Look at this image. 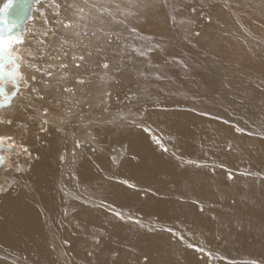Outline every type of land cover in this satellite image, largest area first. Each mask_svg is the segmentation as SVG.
Listing matches in <instances>:
<instances>
[{
  "label": "bare ground",
  "instance_id": "6f19581e",
  "mask_svg": "<svg viewBox=\"0 0 264 264\" xmlns=\"http://www.w3.org/2000/svg\"><path fill=\"white\" fill-rule=\"evenodd\" d=\"M8 3L6 21L22 13L16 33L23 43L12 51L20 58L19 87L0 78V143L11 146L0 148V264L264 260V239H256L251 221H240L227 236L215 223L264 205V185L253 179L264 176V75L251 63L236 66L221 57L215 63L224 79L218 87L231 104H221L227 121L175 105L149 110L140 124L118 113L117 94L108 99L104 81L91 87L88 71H79L81 62L67 53L87 44L98 3L0 0V9ZM206 9L204 21L213 27L223 29L229 20L240 28L264 68V36L257 31L264 34V0H217ZM123 88L130 100L132 87ZM237 174L251 175L253 186ZM241 192L256 199L237 197ZM226 237L238 256L224 248Z\"/></svg>",
  "mask_w": 264,
  "mask_h": 264
},
{
  "label": "rangeland",
  "instance_id": "374dc122",
  "mask_svg": "<svg viewBox=\"0 0 264 264\" xmlns=\"http://www.w3.org/2000/svg\"><path fill=\"white\" fill-rule=\"evenodd\" d=\"M216 1L148 0L151 5L146 2L143 6L141 0H84V8L98 3L99 8L102 7V9L100 8L101 12L98 10L95 12L98 16H89L90 26H86V31L84 30L88 36L87 44L74 45L77 47L69 49L67 53L81 62L79 71H88L91 87H99L104 81L108 99L112 98V93H116L119 98V100L114 99L120 105L118 113L125 114L124 116L129 113L135 122L138 120L137 123L141 124L139 121L143 122L145 114L153 108L175 105H188L190 110L201 116L227 121V115L221 104L228 107L231 104L226 92L218 87V83L224 81L220 77L222 68L218 65V60L226 56L236 66L251 63L256 72L262 74L261 76L264 75L262 70L264 68L261 65L259 50L244 42V35L241 36L240 28L229 20H227L228 23L224 22L223 29L218 26L214 28L204 21L206 8L211 7ZM86 22L88 24V21ZM226 24L230 26L225 27ZM257 31L260 36H264L261 30L257 29ZM237 34L238 37L235 36ZM169 48L173 51H168ZM81 57H83L82 60ZM105 64L108 65L107 68L104 67ZM218 79L222 80L218 82ZM129 84L133 89L132 95L129 96L126 93L130 100L124 98L118 90L119 88L122 90L123 86H129ZM121 154V158L125 157V152ZM237 175L245 181L248 179L247 184L253 186L251 175ZM253 179H258L259 183L256 182L258 185H264V176H254ZM256 193L259 194V191ZM236 194L237 197L245 195L242 192ZM257 194L247 193L246 195L247 197L250 195L248 199L251 200L256 199ZM251 212L249 216L236 213L228 218L220 216L215 222L218 234L223 233L227 236L236 229L240 221L245 220L251 221L249 223L258 230L254 232L256 239L263 241L264 205L262 201L258 205L255 204ZM230 218H233V221ZM225 243L228 246L225 245L224 248L229 249L230 254L238 256L239 251L232 246L233 241L230 237ZM243 257L245 259L242 261L239 258L229 262L224 260L225 262L221 261L217 264H264L262 263L264 260L258 256L243 255ZM213 258V260L217 259L215 256Z\"/></svg>",
  "mask_w": 264,
  "mask_h": 264
},
{
  "label": "snow or ice",
  "instance_id": "6c2138e0",
  "mask_svg": "<svg viewBox=\"0 0 264 264\" xmlns=\"http://www.w3.org/2000/svg\"><path fill=\"white\" fill-rule=\"evenodd\" d=\"M10 8H12V4L8 3L4 5L3 9H0V78L6 77L12 79L16 83L17 87H19V84L21 82L19 79L20 58L18 56H14L12 54V51L16 45L23 43V33H16V29L20 27L19 21L20 19H22V13L16 20L6 21L5 17L7 16ZM81 59H83V57H81ZM8 65H13V69L11 71L8 70ZM104 67L107 68L108 65L105 64ZM48 75H51V73H48ZM33 79H35V77H33ZM2 91L3 89L0 88V92ZM44 111L46 113L47 109H45ZM9 123H11V121H9ZM44 123H47V121H44ZM237 131L243 130L237 128ZM3 140L4 137H0V142H2ZM156 142L158 144L160 143L158 139L156 140ZM166 150L167 149H165V151ZM61 159H63V157H61ZM3 160L4 157L0 155V162H2ZM229 178L231 179V176H229ZM124 183L127 184L128 182L124 181ZM0 191H4V189L0 187ZM115 215L123 219V215L120 212H116ZM168 231L172 230L168 229ZM209 256H211V254H209Z\"/></svg>",
  "mask_w": 264,
  "mask_h": 264
},
{
  "label": "water",
  "instance_id": "95a60500",
  "mask_svg": "<svg viewBox=\"0 0 264 264\" xmlns=\"http://www.w3.org/2000/svg\"><path fill=\"white\" fill-rule=\"evenodd\" d=\"M0 148H5L4 150H8V151L11 150V146L4 145L3 143H0ZM1 166H2V162H0V167Z\"/></svg>",
  "mask_w": 264,
  "mask_h": 264
}]
</instances>
